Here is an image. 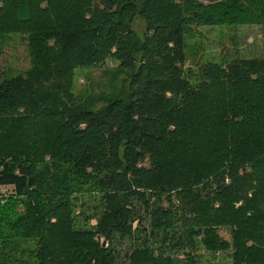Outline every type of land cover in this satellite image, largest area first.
Wrapping results in <instances>:
<instances>
[{
	"label": "trees",
	"instance_id": "trees-1",
	"mask_svg": "<svg viewBox=\"0 0 264 264\" xmlns=\"http://www.w3.org/2000/svg\"><path fill=\"white\" fill-rule=\"evenodd\" d=\"M206 1L0 0V43L24 37L30 64L0 74V264H264V58L194 71L186 42L252 25L264 49V0ZM108 59L120 83L93 110L74 73ZM39 149L57 159L48 179L23 168ZM79 193L103 200L95 230L72 216ZM136 202L151 238L121 259L114 240L141 241Z\"/></svg>",
	"mask_w": 264,
	"mask_h": 264
},
{
	"label": "rangeland",
	"instance_id": "rangeland-1",
	"mask_svg": "<svg viewBox=\"0 0 264 264\" xmlns=\"http://www.w3.org/2000/svg\"><path fill=\"white\" fill-rule=\"evenodd\" d=\"M197 1L207 4L206 0ZM145 24L146 23L141 19H137L132 25L134 33L139 38H142L144 35ZM193 31L194 35L190 34L186 36L188 46L187 62L188 66H191V70L196 71L198 66L209 61L221 63L235 59L264 58L260 27L252 25L199 27L194 28ZM29 65L27 42L24 37L12 35L0 43V74L7 76V78L15 77L27 71ZM117 65L118 63L115 61L108 59L102 67L76 70L72 84V93L77 95L85 104L90 105L93 110L100 109L104 105V101L109 98L117 86H119L120 78L117 76L118 72L115 71ZM18 112L23 114L22 109ZM46 152L47 151L43 149H39V163H35L36 160H31V162L21 160L24 163L23 168L25 166L30 167L31 165L34 166L39 164V166L36 167L35 174L38 176L48 175V179L57 159L49 154L45 155ZM48 152L51 153L50 151ZM41 161L42 164L46 166L40 164ZM147 165V161H145L142 166ZM10 194H12V187H0V196L2 198H6ZM79 194L82 195L75 194L72 197V216L75 218L76 222L79 221L83 224L84 221L86 225L85 229L95 230L97 218H100L99 214L102 212L103 200L99 195L86 196L84 193ZM160 200L165 209L169 208L171 205L176 208L178 204L173 197L166 198L162 196ZM135 204H137L136 209L139 213L137 215L144 218L142 220L138 219V221L142 222L141 226H137L136 222L133 224L135 229L134 238H139L141 241H136V243H134L133 240L129 239L114 240V248L119 253L121 259H123L126 253H130L133 248L141 247L142 245H139L142 242H147L146 240L151 238L149 236L150 221L145 217L146 214L142 205L137 202ZM99 241L101 242V240ZM167 254L172 255L173 252H168L167 250ZM196 255L199 256L198 260L203 263L207 261H209V263H230L229 253L212 255L206 253L204 249L199 248Z\"/></svg>",
	"mask_w": 264,
	"mask_h": 264
}]
</instances>
